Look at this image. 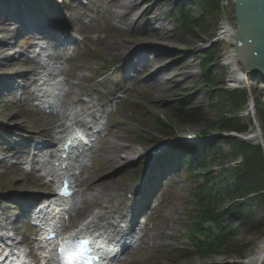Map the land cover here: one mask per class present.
I'll return each instance as SVG.
<instances>
[{
  "label": "rangeland",
  "instance_id": "rangeland-1",
  "mask_svg": "<svg viewBox=\"0 0 264 264\" xmlns=\"http://www.w3.org/2000/svg\"><path fill=\"white\" fill-rule=\"evenodd\" d=\"M53 1L55 5L51 4V9L54 12L59 9L62 21L72 20L75 23L80 21L85 27H89L86 30V34L82 35L76 34L74 31L75 27H70L68 22L60 24L65 36L74 35L84 42L83 45H65L66 48L73 50L72 55L66 54V58L69 61H64V68L67 74L64 79L71 81L70 87L74 88L75 93L82 101L76 107L81 110L83 105L87 103L88 105L96 106L97 110L102 111L105 119L111 114L116 115L112 117L107 139L120 135L123 137L122 141L125 145L146 153L145 156L134 157L131 162H127L117 170L109 173L115 177L120 174L123 175L121 186L125 190V198L118 212L128 214L129 209L134 205V202H131V198L134 194L137 197L141 196L155 163L163 155L168 156L170 160L172 157H177L179 160L184 157L183 161L186 163L185 166H174L171 161L166 163L163 170H167L164 172V180H162V184L160 183L158 195L152 203V208L155 209L146 211L151 216L147 225L148 230L155 231L168 224L167 221H163V214L168 205L176 204L178 213L175 215L173 225L177 227V231L175 232V238L169 242V248L149 254L139 249L127 257L125 264H141L145 259L158 264H184L185 262L187 264H229L249 260L256 253L255 251L264 244V222L262 223L264 221V210L258 203L253 202L250 205L243 206L245 211H251L253 219L248 224L240 220L234 222V235L227 239V245L229 246L221 254L201 257L197 253L196 243L191 238L193 219L199 212L198 206L193 201L198 195L197 189L201 186L205 187V179L202 173H209L216 180V186L211 188V190H213V195H216L221 201V209L228 212L231 209V200L227 187L234 185V181L230 179L228 171H231L241 163V160L237 162L234 158L235 151L220 142L223 137L218 129L220 115L225 111H233L234 106L230 103L220 106L221 102L227 101L225 98L223 101L215 98L214 103L211 102L209 89L206 88L204 82L201 57L214 46L219 47L217 59L213 64V75L217 85L213 92L217 94L220 92H223V94L244 92L251 96V102L253 101L251 107L254 104L258 105L257 103L259 102L260 110L257 114L251 108V110L248 109L240 113L239 117L251 126L245 137L258 133L259 130L262 131L264 137V83L254 77L248 87H233L232 78L235 69L229 66V63L235 57L239 48L219 38L227 19L231 20L230 25H237V13H235L236 15L230 13L233 10L228 6L227 0L226 2L225 0H218L222 6V18L216 21V19H212L209 16L202 18L203 10L199 5H189L191 15L195 20V29L191 30L188 35L175 22L174 9L176 0H141L143 1L141 7L144 10L148 6L152 7L150 14L141 19L143 25H148V22L151 24L149 30L152 33L149 36L146 28L143 27L139 33H126L122 36H117V38L122 43L130 42L132 49L142 50V52L147 53L149 58H152V51L156 48H162L156 46L153 40V33L156 32L154 30H157L158 27V21L153 20V18L150 21L151 14L154 12L155 17L161 21L168 33L174 34L180 40L179 43H174L173 47H165L170 54L167 57V65L170 70L176 69L173 72L174 74L170 75L179 78V74L182 76L183 73H188L189 71L195 75L194 79H189L187 82L182 83L177 80L170 84L166 94H163V102L154 103L151 94H148V90H150L148 78L151 70H146L141 75L138 74L137 78L124 81L125 76L118 72L123 70L128 63L126 54L111 55L104 49L103 45H95L91 41L99 38L104 43L110 42V30L106 20L112 18L110 6L116 0H66L67 4L64 3V5H67V7H64L63 3H61L62 0ZM2 2L0 1V16L14 20L13 14L18 11L14 12L15 10L10 9L5 4L6 0H2ZM25 3L26 5L29 4L30 10H38L30 0H25ZM225 3L226 8L230 7L228 12L224 10L226 9ZM20 28L22 30L25 26L22 25ZM26 35L28 33L24 32L11 40L13 51H25L27 46ZM45 45L56 46V43ZM54 51L57 54H61L62 50ZM184 60H188L191 67L189 70L178 71ZM21 61V58H16L0 63V161L3 160L1 156L4 154L6 145L18 147L16 140H10V138H17L22 135L23 137L34 136L38 140L41 132L48 131L52 125L57 123L54 119L48 122L50 117L35 113L31 103L28 105L23 103L22 98L25 97L24 95L22 98L19 96V104H17L18 98L12 99L13 96L10 95L11 92L4 83L9 80H15L18 85H26L27 80L22 77V74L32 71V68L21 67ZM243 66L245 68V65ZM87 67H92L93 70L85 73L86 80L81 83L72 80V74L80 73ZM13 75L14 78H11ZM17 93L21 95L24 92L18 89ZM200 113L203 115L201 118L198 117ZM12 116L18 117L24 127V129H17L13 134L8 131L6 122L7 118ZM158 119H163L171 124L173 132L169 137H165L158 130L159 126L156 123ZM104 121L106 122L107 119ZM190 138L201 140V145L195 147L198 148L195 151L204 148L201 146L205 143L217 146V151L208 159L207 166L199 165L194 170V173H190L189 170L192 158L185 156V149L181 148L182 144H185ZM235 138H238V136ZM205 139L208 141H205ZM105 142L106 140H102L100 147L103 148V151L99 153L97 151L94 156L95 164L91 168V172L105 173L102 172V167L106 163L102 161L101 157L108 145ZM168 145H171L172 149L169 147L167 153L162 154L156 161H153L152 152ZM253 145L262 147L264 143H254ZM123 155L130 156L127 152H123ZM9 171L11 172L7 173ZM16 172L17 170L11 165H9V168L0 166V221L4 213L9 216L15 215L17 219L15 229L20 233L19 237L22 239L25 231H27V227L22 223L25 222L22 217L26 207L33 201L31 196H38L41 191L39 186L42 184L34 175H28L25 170ZM16 180L18 183L14 184ZM85 216L86 211L84 209L83 215L79 218L77 216L74 226L82 221ZM115 219H119L117 215Z\"/></svg>",
  "mask_w": 264,
  "mask_h": 264
},
{
  "label": "bare ground",
  "instance_id": "bare-ground-1",
  "mask_svg": "<svg viewBox=\"0 0 264 264\" xmlns=\"http://www.w3.org/2000/svg\"><path fill=\"white\" fill-rule=\"evenodd\" d=\"M143 4V1L141 0H116V2H113L110 6V15L111 19L106 20V24L110 30V37L111 40L109 43H104V41L100 40L99 38L92 39V43L99 46H104V49L110 53L111 55L114 54H126L128 63L126 64V70L129 71V69H133L135 72H138L142 74L146 70H151V74H149V89L148 94L152 96V101L154 103H158L159 101L163 102V94H166V91H168L170 84L176 82L177 80L179 82H187L189 79H194L195 75L189 71L188 73H183L182 76L179 74V78H176V76H171L170 74H174L176 69L170 70V67L167 65L168 63V55L169 52L166 48L173 47L174 43H179L180 40L176 38V36L171 35L168 33L164 25L155 17V13L152 12L150 21L156 20L158 21V27L157 30H154V37L153 40L155 41V45L158 46L160 49H155L152 51L153 57L149 58L147 56V53L142 52V50H134L130 46V42H120V40L117 38V36H122L126 33H134V32H140L141 28H146L148 35L152 33L151 30H149V27L151 24L148 22V25H143L141 23V19H143L145 16L150 14L152 11V7H147V9H143L141 5ZM18 11V10H17ZM16 10L14 12H17ZM18 20L19 22L16 24L13 23L9 17L2 18L0 16V63L3 61H6L8 59H18L23 56H27L25 52L21 50L13 51V44L11 40L16 37L17 35L21 34L22 31L19 30V28L22 26L21 19H14ZM229 23V21H228ZM68 25L70 27H75L74 31L77 34H86V30L89 29V27H85L80 21L78 23L73 22L72 20H68ZM232 25H225L222 30L223 32L220 33L219 38L222 39L224 42H229L231 44H234L235 46H239L240 44V35L236 32L234 28H232ZM51 27L48 26L47 29H45L43 32H41L39 37H42V39H39L38 37H35L33 40L35 41L31 45V50L34 48H38L42 46L38 42H42L45 40V33L50 29ZM44 37V38H43ZM40 40V41H39ZM158 53V54H157ZM49 61L54 63L55 70L60 75H65L66 70L63 67V60L68 61L69 59L65 58L64 55L56 54L55 52L51 51L48 54ZM47 55L45 57H48ZM243 60L237 52L235 54V57L231 60L229 63V66L234 67L235 72L232 78V85L235 88H241V87H248L250 86V81L254 76L249 73V71L244 68L243 66ZM61 66V67H58ZM191 67L190 62L188 60H184L182 64L180 65L178 71L185 70ZM42 70L34 73H23L22 77L27 80L26 85H17L15 83L13 91L17 89H22L23 92H26L31 86L37 87L38 83H44V86L42 88L43 90H50L51 85H46L50 81V74L47 70L41 68ZM93 70L92 67H87L85 70L80 71V73H74L72 74V80L82 82L86 80L85 73L87 71ZM67 75V74H66ZM33 77V78H30ZM148 77V76H147ZM11 78H14V75L11 76ZM71 81L70 80H61L59 77V81L56 84V89H51L50 91L56 92L58 94V97L53 100V102H57L58 100L63 101L60 105H58L53 111L48 119V122H51L52 119H57L58 123L55 125H52L48 131H43L40 133V136L52 138L54 140L53 146L51 142H44V141H37L34 139V136L28 137V140L31 142L32 147L35 148L33 151L35 154L30 155L29 150H27V153L23 155H16L19 158L18 163H16L17 169L21 170L25 166L31 165L33 168V174L37 177V179H42L44 176V173L48 175V178H57L59 176V173H52L51 174V168H45L44 172H42V166H41V160L47 159L48 157H54L57 147L58 137H61V130L65 127V118L67 117L66 112H71L72 115L80 116L81 114H84L88 120L93 121L95 124L98 123L99 119L102 118L101 112L95 108V106H89L87 103L83 105V109L80 111L75 106L82 103L80 100V97L77 96L75 93V90L73 87H70ZM41 91V92H42ZM41 92H37V89H35L31 93V97H39L41 96ZM23 95V93L21 94ZM64 99V100H63ZM253 99V98H252ZM254 100V99H253ZM26 101V100H25ZM253 103V101H252ZM258 105L253 106V112L257 113L259 112L260 103H257ZM45 105V104H44ZM47 105V103H46ZM35 112H39V109L35 107ZM57 112V115L55 114ZM198 117H203V115L200 113L198 114ZM7 129L12 134L17 129H24L22 123L19 121V118L16 116L8 117L7 120ZM100 132L99 137L100 141L95 142L92 145L91 152L83 162H81L80 167L82 168V174L76 178L75 183L77 185L76 188V199L77 202L65 204L62 207L66 210H70V222L69 225L74 222V220L77 218L79 212L85 209L86 216L85 218L80 221L77 225L74 227L69 226L68 228L72 230L73 233L82 231V230H93V228H104L109 229L111 226H115V220L112 215L119 214L122 217H125L124 213L118 212L120 210V205L122 201L125 198L124 195V188L121 186V180L123 175H119L117 177L109 174L118 168L120 166L125 165L127 162H131L134 157L136 156H145L146 153L143 151L135 150L134 148H131L127 145H125L122 141V136H115L111 139H106V142L108 145L106 146V150H104V154L101 156L102 161H105V165L102 167V172L105 173H95L91 172V168L93 167L94 163V156L95 153L100 149L102 140L109 136V129H107L106 124L102 122L98 130L96 131V134ZM252 134V133H250ZM246 140H249L253 143H264V137L261 130L257 133H253L252 135H248L245 137ZM197 139L190 138L186 142L188 143H195L197 142ZM48 147L44 150V153L40 151L41 147ZM169 149L168 146H166V150ZM165 150V151H166ZM123 152H127L130 154L129 157L124 156ZM29 153V154H28ZM27 157V158H26ZM2 164V163H1ZM7 165V162L4 163V166ZM76 171V169L73 170V172ZM47 178V179H48ZM80 180H82V186L79 185ZM17 182V180L14 182V184ZM18 183V182H17ZM31 198H36V196H31ZM149 206V203H148ZM178 209L176 208V204L168 205L166 208L165 213L163 214V221H167L168 224L164 225L162 228L155 230V231H149L146 228L140 227L141 230H146V238L143 240H140L139 247L146 252L147 254L152 253L154 251H158L161 249H167L169 248V242L175 238V232L177 231V227L173 225V222L175 220V215H177ZM10 220L11 223L9 226L6 225V222ZM17 221L15 215L11 216H3V219L0 223V230L7 234V233H15V222ZM5 222V223H4ZM56 224H59V222H55ZM143 228V229H142ZM138 229V227H137ZM15 235V234H14ZM11 238L13 235L10 236ZM9 237V238H10ZM24 243H21V241L17 240L16 242H13L12 245L16 249H20L21 245ZM35 242L32 241L30 250L28 254H25V257L35 260V255L32 252V249H35ZM256 253L250 257L249 260L244 262H232L229 264H264V244L258 248ZM132 251H127L125 256H128ZM49 256V255H48ZM36 263L38 260H35ZM178 263V262H175ZM50 264V263H47ZM141 264H158L157 262H151L148 259H145L143 263ZM184 264H187L185 262Z\"/></svg>",
  "mask_w": 264,
  "mask_h": 264
},
{
  "label": "trees",
  "instance_id": "trees-1",
  "mask_svg": "<svg viewBox=\"0 0 264 264\" xmlns=\"http://www.w3.org/2000/svg\"><path fill=\"white\" fill-rule=\"evenodd\" d=\"M189 5H199L203 10L202 18L206 16L216 19L222 18V6L218 0H179L174 9L175 22L182 28L186 34H190L195 29V20L191 15ZM218 47L214 46L208 53L202 55V71L205 78V86L209 89L211 102L215 98L223 101L220 106L232 104L233 111H225L220 115L218 129L222 135H245L250 131V127L240 117V113L251 109V96L244 92L223 94L213 92L216 88V80L213 75V64L218 56ZM224 99V100H225ZM158 130L165 137H169L173 132L171 124L163 119L156 121ZM216 127V126H215ZM217 128V127H216ZM207 135L206 133H204ZM220 142L229 146L235 151L234 158L242 160L239 165L229 172L230 179L234 185L228 186L231 209L228 212L221 209V201L213 190L216 186V180L209 173H202L205 179V187L197 189L198 195L194 201L199 208V212L193 219L192 240L196 243L197 253L201 257H211L221 254L228 248V238L234 235V222L240 220L248 224L253 219L250 212L244 210V205L258 203L264 210V146H255L238 139L221 138ZM217 146L207 144L200 151L194 148H185V156L192 158L190 164V173L199 165L206 167L207 161L217 150ZM165 161L167 158L164 159ZM173 161V160H172ZM171 161V162H172ZM175 166H183V161L172 162ZM264 221H262L263 223Z\"/></svg>",
  "mask_w": 264,
  "mask_h": 264
},
{
  "label": "water",
  "instance_id": "water-1",
  "mask_svg": "<svg viewBox=\"0 0 264 264\" xmlns=\"http://www.w3.org/2000/svg\"><path fill=\"white\" fill-rule=\"evenodd\" d=\"M238 51L245 68L264 83V0H236Z\"/></svg>",
  "mask_w": 264,
  "mask_h": 264
},
{
  "label": "built area",
  "instance_id": "built-area-1",
  "mask_svg": "<svg viewBox=\"0 0 264 264\" xmlns=\"http://www.w3.org/2000/svg\"><path fill=\"white\" fill-rule=\"evenodd\" d=\"M225 2H226V0H225ZM227 4H228V6L231 7V10H233V12L231 11L230 13L234 14V0H227ZM230 7H229V8H226V3H225V8H226V9H224V10H225L226 12H228V11H230ZM232 16H233V15H232ZM228 21H229V23H228ZM225 22H226L225 25H229L230 22H231V20H228V19H227ZM232 26H233V24H232ZM232 28H234V27H232Z\"/></svg>",
  "mask_w": 264,
  "mask_h": 264
}]
</instances>
